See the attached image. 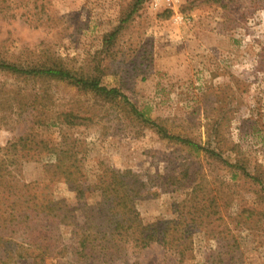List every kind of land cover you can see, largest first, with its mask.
I'll return each instance as SVG.
<instances>
[{
	"label": "rangeland",
	"instance_id": "rangeland-1",
	"mask_svg": "<svg viewBox=\"0 0 264 264\" xmlns=\"http://www.w3.org/2000/svg\"><path fill=\"white\" fill-rule=\"evenodd\" d=\"M136 1L0 0V50L23 59H36L43 51L81 70L105 66L102 83L118 88L150 118L203 147L218 146L223 159L241 161L249 173L256 170L264 179V0H139L109 57H103L99 54L103 36L127 18ZM40 9L44 15L34 18ZM19 81L0 74V88L18 85L24 93L45 88L52 110L79 106L98 115L85 125L60 128L57 123L29 126L17 109L0 113V150L27 132L34 137L30 159L13 168L19 184L45 180L44 164L52 162V148L65 132L79 151L84 187L105 166L140 169L162 186L157 196L137 204L144 226H160L185 215L192 204L193 182L200 184L198 197L210 202L209 219L189 229L191 249L181 262L151 244L142 250L124 247L110 258L93 254L96 261L85 263L77 256L70 229L60 228L67 249L45 259V264H220L225 257L218 245L234 251L232 264H264V218L256 224L236 218L243 209L264 211L240 172L128 120L103 117L106 106L97 110L88 94L74 87ZM181 171L191 177L184 187L172 184ZM47 187L55 199L76 205L75 194L66 185ZM97 200V194L88 190L83 203L90 206ZM182 202L184 206L179 205Z\"/></svg>",
	"mask_w": 264,
	"mask_h": 264
},
{
	"label": "trees",
	"instance_id": "trees-1",
	"mask_svg": "<svg viewBox=\"0 0 264 264\" xmlns=\"http://www.w3.org/2000/svg\"><path fill=\"white\" fill-rule=\"evenodd\" d=\"M139 4L137 0L127 18L103 36L100 55L109 57L122 25L136 13ZM40 11L33 17L41 19L44 12ZM40 54L36 59H23L0 50V74L24 84L63 83L74 87L81 94H88L97 110L105 106L110 110L103 117L128 120L135 127L152 130L160 139L179 144L195 153L203 152L207 158L240 172L249 180L259 203L264 206V179L260 172L255 170L249 173L241 161H226L218 146L203 147L167 130L150 118L147 110L135 107L118 88L102 83L105 66L96 64L87 70L75 69L59 56L43 51ZM49 103V94L45 88L36 93H24L18 85L0 88V113L6 114L17 109L18 114L25 115L23 121L29 126L46 127L57 123L60 128H75L98 117L91 109L84 111L79 106L61 111L52 110ZM31 136L27 132L0 150V264H18L25 260H29L30 264H45V259L56 257L67 249L62 242L60 228L70 229L68 234L71 239H75L77 256L85 263L96 261L93 254H98L97 258H110L124 247L142 250L151 244H157L165 254L174 255L177 262H181L185 253L191 249L189 229L210 217L207 213L210 202L204 196L198 197L200 184L193 182L190 183L192 204L185 215L162 222L160 226H144L139 218L137 204L157 196L162 186L140 169L105 166L94 182L84 187L81 183L83 173L79 151L75 150L77 146H74L71 136L65 132H61L58 146L52 148V162L44 164L45 180L19 184L13 175V168L19 162L30 159L28 153L35 149L34 137ZM175 179L173 185L184 187L191 177L181 171ZM47 183L66 185L75 194L76 205L52 197L48 193ZM88 190L96 193L98 198L90 206L83 203ZM184 204L182 202L179 205ZM242 217L247 220L245 222L249 220L256 224L263 221L264 211L243 209L236 218ZM217 219L221 220V217ZM230 248L227 245L223 251L220 245L217 246V251L225 257L219 260L220 264H232L235 260L232 257L234 251Z\"/></svg>",
	"mask_w": 264,
	"mask_h": 264
}]
</instances>
